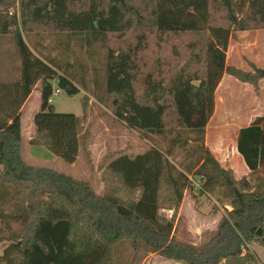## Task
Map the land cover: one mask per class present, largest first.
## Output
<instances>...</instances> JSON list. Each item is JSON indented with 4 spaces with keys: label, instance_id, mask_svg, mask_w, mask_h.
<instances>
[{
    "label": "trees",
    "instance_id": "16d2710c",
    "mask_svg": "<svg viewBox=\"0 0 264 264\" xmlns=\"http://www.w3.org/2000/svg\"><path fill=\"white\" fill-rule=\"evenodd\" d=\"M16 3L18 19L8 14ZM48 27L84 35L89 45L134 34V45L108 48L107 109L126 129L156 137L175 133L167 152L152 146L134 158L111 160L102 196L89 183L21 158L20 109L34 90L40 105L30 144L66 164L80 151V118L57 113L48 103L54 86L71 97L78 89L52 60L34 55L19 32ZM263 27L264 0H0V35L14 30L20 60L17 78L0 81V244L7 243L0 264H113L114 249L125 242L178 264H263L248 247L264 248V182L236 180L204 142L225 75L259 90L264 69L227 67L226 55L232 33ZM149 36L158 43L193 38L185 45L190 57L167 75L157 66L142 76L139 52L147 49ZM185 133L199 145L195 172L180 171L168 159L177 145L189 144ZM235 142L248 177L264 175V117L241 128ZM191 172L200 179L201 195L220 187L230 208L215 237L200 248L173 238Z\"/></svg>",
    "mask_w": 264,
    "mask_h": 264
},
{
    "label": "rangeland",
    "instance_id": "374dc122",
    "mask_svg": "<svg viewBox=\"0 0 264 264\" xmlns=\"http://www.w3.org/2000/svg\"><path fill=\"white\" fill-rule=\"evenodd\" d=\"M13 31L0 35V81H13L18 76L19 57ZM19 32L34 55L46 61L52 60L59 68V73L69 77L78 89L79 94L72 97L63 92L59 96L53 93L51 105L54 110L61 114L71 113L80 118V151L72 164L64 163L43 147L32 146L30 141L35 132L33 117L40 105V94L33 91L20 109V147L24 164L53 169L78 181L89 183L93 191L102 196L105 188L102 175L111 160L123 154L134 158L147 152L152 146L167 152L169 140L174 137V132L164 137H156L126 129L114 121L111 111L107 109L109 97L104 90V79L108 48L120 49L129 44L134 45V34L128 32L120 36L109 35L107 43L89 45L84 35L61 33L51 27L34 29L30 33L19 29ZM192 39L185 37L158 43L153 36H149L147 49L139 52L142 76L157 66L167 75L169 71L174 70L176 63L182 65L190 57L185 45ZM251 65L264 69V27L234 32L229 40L226 66L252 71ZM245 85L230 75L224 76L215 94L214 113L205 129L207 139L204 135V142L207 140L209 147L206 142L205 146L209 152L210 149L217 152L218 147L221 149L223 144L228 149L233 144V135L237 129L248 127L256 117H264V79L260 80L258 91L249 84ZM182 137L186 138L189 144L186 147L177 145L168 159L180 171L186 167L194 169L195 172L198 167L196 159L199 155V145L194 141L195 135L185 133ZM211 155L214 157L213 153ZM193 172L187 175L190 181L189 191H184L185 198L178 212L173 238L178 243L200 248L215 237L221 217L226 215L225 212L230 208L228 200L222 196L223 190L220 187L214 189V194L201 195L200 179L193 177ZM248 180L251 186H261L264 175L248 177ZM161 213L171 217L168 211ZM6 246L7 243L0 244V254ZM248 249L264 264V248L251 244ZM113 264L178 263L159 258L145 249L133 250L129 243L125 242L114 249Z\"/></svg>",
    "mask_w": 264,
    "mask_h": 264
},
{
    "label": "crops",
    "instance_id": "0c3cea01",
    "mask_svg": "<svg viewBox=\"0 0 264 264\" xmlns=\"http://www.w3.org/2000/svg\"><path fill=\"white\" fill-rule=\"evenodd\" d=\"M4 55L6 56V54L4 53ZM19 64H20V60H19ZM19 67V66H18ZM224 79V77L222 78V80ZM221 82L219 83V85L217 86V90L216 92L219 90L220 86H221ZM248 85V84H247ZM245 85V86H247ZM39 86V84H37L35 86V88H37ZM36 91V90H34ZM33 92V91H32ZM31 92V93H32ZM37 92V91H36ZM40 94V93H39ZM216 94V93H215ZM31 97V96H30ZM29 97V98H30ZM28 98V99H29ZM27 99V100H28ZM244 128V127H242ZM241 129V128H240ZM240 129H237L233 135V144L230 145V147L228 149L225 148V145L223 144L221 149L220 146L218 147V150H216L217 152H215L213 149L211 150L210 148V152L214 154V157L216 158V160H218L219 164L223 167V168H229L230 170L233 171L234 174V178H236V180L240 181L244 178H248V170L243 162V160H241L239 154L237 153L236 150V137H237V133ZM207 131V130H206ZM205 131V132H206ZM206 139H207V133L205 135ZM207 147L208 146V142L207 140H205ZM35 146V145H34ZM221 150V151H220ZM185 198V197H184ZM184 200V199H183ZM183 203V201H182ZM182 205V204H181ZM181 208V206H180ZM181 264V263H180Z\"/></svg>",
    "mask_w": 264,
    "mask_h": 264
},
{
    "label": "built area",
    "instance_id": "2783aa9c",
    "mask_svg": "<svg viewBox=\"0 0 264 264\" xmlns=\"http://www.w3.org/2000/svg\"><path fill=\"white\" fill-rule=\"evenodd\" d=\"M8 14H9V16L15 15L17 19L19 18V6H18L17 3H16V7H15L14 9L11 8V9L9 10ZM53 93H54L55 95H58V96H59V95H61L62 92H61L58 88H55V89L53 90ZM51 102H52V100H51V98H50V100L48 101V103L51 104Z\"/></svg>",
    "mask_w": 264,
    "mask_h": 264
}]
</instances>
